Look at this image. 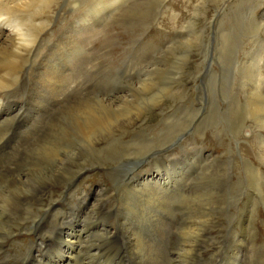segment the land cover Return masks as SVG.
<instances>
[{"label":"rangeland","instance_id":"obj_1","mask_svg":"<svg viewBox=\"0 0 264 264\" xmlns=\"http://www.w3.org/2000/svg\"><path fill=\"white\" fill-rule=\"evenodd\" d=\"M28 8L31 13L42 11V27L53 31L50 40L65 31L70 34L57 46L55 68L66 75L62 77L71 86V97L49 112H43L30 94L15 100L0 97V120L12 118L9 116L15 109L23 117L13 121V126L9 124L7 140L0 142V192L5 187L13 190L3 196L0 193V230L5 236L1 264H17L36 251L41 254L37 244L49 236L42 232L44 227L39 229L27 221L30 209L38 208L31 198L44 181L42 174L34 173L26 185L21 181L5 183V177L13 176L22 165L26 171L33 165L51 163L55 157L52 152L57 150L66 161L61 171L63 180L51 182L50 194L44 199L45 203L60 202L48 217L47 226L55 228L70 208L77 209L79 197L88 195L97 201L103 196L104 205L113 210L106 217L95 211V223L86 225L88 230L79 235L100 233L98 228L102 227L107 231L103 222H97L106 220L111 226L106 235L115 242L113 237L121 236L116 222L122 225L131 215L123 206L117 210L126 192L121 179L115 180L108 159L127 152L142 157L151 146L163 150L133 165L148 173L162 172L160 176L167 180H171L169 176L177 178L184 168L188 180L180 184L179 192L184 198L165 206L161 213L164 227L142 222L144 226L134 218L129 221L136 233L147 235L143 245H137L141 254L137 255L132 245L127 252L111 246L108 250L100 246L105 240L93 237L90 241L98 248L88 252L90 245H83L77 264H150L144 255L153 264H264V0H39ZM44 49L47 51L48 46ZM120 93L124 99L119 102L115 98V102L114 95ZM102 117L110 119L105 128ZM22 144L27 158L23 155L15 172L6 174L5 162ZM170 148L173 151H168ZM208 152L211 156L206 159ZM156 155L159 157L154 159ZM168 158L174 162L168 165ZM83 168L84 177L70 195H65L67 182L74 178L71 174ZM45 178L49 180L47 174ZM117 191L122 193L120 200ZM192 210L200 213L194 222H204V226L195 222L202 230L196 237L199 240L190 236L192 228L187 229L195 218L190 216ZM87 211V217L80 218L81 225L94 221L89 216L94 212ZM206 215L212 220H204ZM58 237L49 245L45 242L47 260L45 256L43 260L47 264L59 256L58 241L63 235ZM187 242L204 250L179 254ZM74 250L63 253L67 256Z\"/></svg>","mask_w":264,"mask_h":264},{"label":"bare ground","instance_id":"obj_2","mask_svg":"<svg viewBox=\"0 0 264 264\" xmlns=\"http://www.w3.org/2000/svg\"><path fill=\"white\" fill-rule=\"evenodd\" d=\"M109 1H111V0H109ZM38 2H39V0H0V97H5L6 96L7 99H9V100L10 99L15 100L16 98H19V97H22V96H27V94H30V95L33 96V99H35V101L38 102V105L41 107V109L43 110V112H49L50 110H52V108L58 109V107L62 103L64 104V102H66V100H68L71 97V94L69 93L70 90L68 88V85L69 84H67V81L66 80H63V77H65L66 75L62 74L63 72H58L56 70V68H55V60H56V54L55 53H56L57 46L60 45V42L61 41L67 40L70 34H69L68 31H65L62 35L60 34V36L57 39H56V36H55L53 39L50 40V38H51L50 36L53 34V31H52V28L49 27V26H48L49 28L47 27V29H44L43 28L44 26L42 27L43 24H41V22L43 20L41 21V19H43L42 17H44L43 14H42V11L41 12H33V13L28 12V9H29L28 7L30 5H32L33 3H35V5H37ZM101 4H102V2H101ZM84 19H86V18H84ZM48 36H49V38H47ZM45 46H48L47 51H45V49H44ZM70 48H71V46H70ZM66 54L67 53H65V55ZM67 60H69V59H67ZM81 62H83V61H81ZM61 77H62V79H61ZM56 79H57V81H56ZM24 94H26V95H24ZM114 96H115L114 99H113L114 101H115V98L116 99H119V102L122 99H124L123 98L124 96L122 94L120 96H118V95H114ZM8 104H7V106H8ZM118 104H120V103H118ZM19 105L21 106L20 103H19ZM254 106L256 107V105H254ZM253 109H251V110H253ZM14 111H15L14 113L9 112V113H11V115L9 117L12 116V118H9L8 119V116H5V118H4L3 121L0 120V142L3 141V139L6 137V135L8 133V129L10 128L9 124L12 125V122L13 121L16 120V122H17V121H20L21 119H23V117H22L19 109H15ZM128 114L130 115V112ZM128 114H126V115H128ZM37 115H40V113H38ZM27 119H28V117H27ZM109 122H110V119H108L107 117H105V118L102 119L101 124L105 128V127L108 126ZM86 125L88 126V124H86ZM182 130H184V128ZM80 132H81V130H80ZM175 133H176V131H175ZM22 135L27 136L26 133H25V131L22 132ZM184 138H186V137H184ZM72 139H74V138H72ZM163 142H164V140H163ZM237 142H239V141H237ZM237 142H236V145H237ZM172 144L173 143H171L167 148L171 147ZM25 146H26V144H25ZM178 146H180L182 148V145L181 144L178 145ZM23 147L24 146L22 144L18 148L17 154L15 156H13L8 162H5V165H6V168H7L6 171H4L5 173L8 172V171L9 172H15L16 167H18V165H17L18 162L20 161L21 157L24 155V151H22ZM156 147H158V146H151V148L149 147L148 150L146 151V154L143 153L144 155L142 157H138V158H136L134 156L132 157L133 152H132V154L127 152L125 155H124V153H122V154H120L121 156L114 155L113 158L111 157V158L108 159V160H111L109 162H111L112 165L110 164L109 168H110V170L113 169V172L112 171L111 172L115 174V180L116 181H119L121 179L120 181L123 182V188H122V190H123L124 193L126 192L125 193L126 198L123 200V202H121L120 206L117 207V210H119L120 207L123 206V207H125V208L128 209V212L131 215V217L129 218V220L127 219L125 222L122 223V225H120V222H116L117 223V227L119 226V228L117 229V231L119 233H121V236L118 237V238L116 236L113 237V238H116L115 239V242H112V240L109 239V237L106 235V232L107 231H111V226L109 227L110 224L108 225V222H107V225L105 224L106 220L105 221L104 220H98L97 222H101V223L103 222L104 223V227L105 228L108 227V230L107 231L105 229H103V227H102V228H98V229H100V230H98L100 233L96 232V233L91 234L88 231L87 233H90L89 234L90 236H88L87 233L85 235H82V234L79 235V232L80 231H85V229H87L86 228V225L89 226L92 223L93 224L95 223V219L98 216L95 213V211L99 210L102 213V215H104L106 217V215H108L109 212H111L113 210V209H108V207L105 206L106 204L104 205L105 198H103V196H102V198L99 197V199L97 201L95 199H93L92 197L90 198V196H88V195L85 196V197H79L77 199V209H72L71 210V208H70V211L68 213H65L63 215V217L61 219L62 222L59 225H57L55 228L54 227H48L47 226L46 222L48 220V217H50V214L52 213V211H53L54 208H56L57 206H60V202L58 200H54L53 202L51 201L50 203H45L44 202V199L47 198L48 195L50 194L49 193L50 192L49 189H50L51 186L49 187V185L51 184V182H52V184H55L57 182L61 183V180H63V177L61 176V171H62L63 165L65 164V161H66V158L63 155H60L57 150L54 151V152H52V154L55 157H54V160L51 163H49L47 165H40V166L33 165L29 169H27L26 171L23 170V165H22V167L20 168V170L18 172H16L13 176L10 177V175H9V177H5V179H4L5 183L6 182L7 183L8 182H13V181H16V182L17 181H21L23 185L24 184L26 185L29 182V180L32 179V176L36 172H39L40 174H42L41 176L44 177L43 178L44 181L38 185V187H37L38 190L35 192L34 197L31 198L33 204L38 206L37 211H34V210L28 208L31 211L29 212V214H27V221H31L33 224L38 225V228L39 229H40V227H42V228L44 227L42 232H45V234L47 233L46 235H49V236H48V238L46 240L41 241L39 244H37L38 249H41V254L37 253V251L35 253H30V255H28V256L25 255L26 257L21 258L20 259V262L21 263H27V264L29 262H30L29 264H47V262L45 260H43V256H45V259H46V254L45 253H46V251L48 249V247H46L47 244H45V242L48 241V245H49L50 244V241L52 239L59 238L58 235H63V238L59 239V241H58L59 242L58 247L60 246L58 248V255L59 256L56 259H53L54 260V263L53 264H74V263L77 264L78 261H80V255L83 254L82 249H83V247H85L83 245H86V244H87L86 246L90 245V249H88L86 247L88 252L92 249V247L93 248H95V247L98 248V244L93 243V240H92V243L90 241V239L93 238V237H97L96 239H103V240H105V244H101L100 246L101 247L102 246H106V248L108 250H109V247L111 246L110 249H112L113 247H118V250L125 249V251L127 252V247L129 249L130 248V245H132L133 251L136 252L137 255L138 254H141V250H140V248L138 249V246L137 245H140V244L144 243V241L147 240V235L144 232H139L138 229H137L138 232L136 233L134 231V227L131 225L132 223H129V221L134 218L135 219V223H137V221L138 222H141V223L142 222H150V224H152V225H155L156 224V228H158V227H160V228L161 227H164L165 223H164L163 219L161 218V213L164 212V209L166 208L165 206L172 205V203L176 199L184 198V195L182 193H179L181 191V188H180L181 185L180 184H183L185 182V179H187V177H188V172L185 171L184 168H180L181 171H179V173H177V176H178L177 178L176 177H173V176H169L170 179L173 181L172 182L171 180H167V178L164 179L162 176H160V175H162V172H158V171L157 172L156 171L150 172L149 171V173H148L146 170H138L137 166H134L133 165V163H136L137 161L139 162L141 159H145L148 156H151L152 157L154 155L153 154L154 152L163 150L161 146L158 149ZM125 149H127V148H125ZM129 150H130V148H129ZM1 151L3 152L4 150H1ZM121 151H122V149H121ZM131 151H133V150H131ZM168 151H173V148H170ZM2 152H1V154H2ZM27 156H28L27 154L24 155V157H26V158H27ZM163 156L164 155H161L160 156L161 157L160 160H162L164 162V157ZM210 156H211V154L210 155H206L205 158L208 159V158H210ZM158 157L159 156L156 155L154 157V159H157ZM22 159H23V157H22ZM151 159L154 160L153 158H151ZM40 160H43V159H40ZM181 160H184V159L181 158ZM173 162L174 161L172 159L168 158V165L170 163H173ZM160 164H161V162H160ZM96 165H97V163H96ZM176 165H179V164L177 163ZM65 166H67V165H65ZM84 169L85 168H83L81 170H78L75 173V175H72L71 174V176H74V178H72L71 180L69 179V182H67L66 189L64 191L65 192L64 193L65 195L66 194L67 195H70L71 192H72V190H73V188H74V186H75V184L77 183V181L79 179H81V178L84 177V174L82 172ZM2 170H4V168ZM44 170H45V172H42ZM176 170L178 171V169H176ZM31 171H33V172L31 173ZM183 172H185V173H183ZM9 174H11V173H9ZM46 174H47V177L49 179L47 181H46V178H45ZM1 179H2V177H0V182H1ZM189 179H190V176H189ZM169 183H173L172 186L168 185ZM127 184H131V185L129 187H127L128 186ZM10 187H11V184H10ZM13 188H15V187H13ZM3 189L4 190L1 191L2 193L0 192L2 196L8 190H11L10 193H12V191H13L9 187H5ZM15 192H16V190H15ZM117 192L118 193H115V194H116V197L119 199V198L122 197V193H121V191H117ZM105 196L106 197H109V199L112 198V197H110L111 196L110 194H106ZM187 198H189V197H187ZM109 199H107V200H109ZM12 204H14V203H12ZM177 207H179V206H177ZM3 209H5V208H3ZM88 209L89 210H92L94 212V213H90V215L88 214L90 216V219H93L94 221L91 220L92 221L91 222L89 220L88 223H86L85 225H84V223H83V225H81V223H82L83 220H80V218L87 217V213H88L87 210ZM198 209L201 210V208H198ZM73 210H75V211H73ZM72 211H73V213H71ZM196 211L197 210H192L191 211L190 216H194L195 218H193L192 224H190L187 227V229L188 228H192L190 230V232H191L190 233V236H192L194 238H196L197 236H199L200 232L202 231L201 230V227L198 226V225H201L202 224L204 226V222H196V221L195 222L198 225H195L196 223L194 222V220L199 219V217L197 218L196 215H199L200 214V213H197ZM175 212H176V209H175ZM3 213H4V211H3ZM186 213L187 212H185V214ZM110 215L112 216L113 213H111ZM116 215H118V214H116ZM204 220H212V216L211 215H209V216L206 215ZM20 225H22V224H19V226ZM143 225H142V227H143ZM97 226H98V224H97ZM126 226H129L130 228L127 229V228H125ZM147 226L148 225H146V228H147ZM195 226H197V227H195ZM112 227H116V226L115 225H112ZM42 228H41V230H42ZM183 230H185V229H183ZM132 232H134V233L132 234ZM151 232L153 233L152 230H151ZM186 233H187V231H186ZM158 234H160V233H158ZM92 235H94V236H92ZM157 236H159V235H157ZM4 237L5 236H3V231L0 230V249H3L2 247H3ZM196 239L199 240V238H196ZM134 240H137V243L133 244V241ZM194 240L195 239H193L192 242ZM131 241H132V243L130 244ZM192 242L191 243L187 242V243H185L186 245H182L180 247L181 249L179 248L180 249V251H178L179 254L182 253V254H185V256H186L187 253L189 254V253H193L195 251L196 252H201L202 250H204L202 247H200V246L198 247L197 246V244H196L197 242L195 243L196 246ZM211 245H213V244H211ZM78 246H80V247L77 248ZM133 246H135V247H133ZM73 247H75L76 250L71 251L70 253L67 252L68 253L67 256H66V254L63 253L64 250L66 251L69 248H73ZM183 248H184V250L182 251ZM106 250H105V252H106ZM147 251H150V250H147ZM119 252L120 251H117L116 253L113 252L114 253L113 255L116 257V255ZM96 253H98V252H96ZM143 258L145 259V260L143 259L145 262L148 260V262L150 264L151 263L152 264L154 263V262H152V260H150L151 258L149 259L147 257V255H144ZM20 262H18V263H20ZM51 263H52V261H51ZM0 264H1V262H0ZM136 264H142V263L140 261H138Z\"/></svg>","mask_w":264,"mask_h":264}]
</instances>
